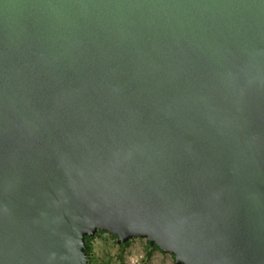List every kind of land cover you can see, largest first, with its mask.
Instances as JSON below:
<instances>
[{"label": "water", "instance_id": "95a60500", "mask_svg": "<svg viewBox=\"0 0 264 264\" xmlns=\"http://www.w3.org/2000/svg\"><path fill=\"white\" fill-rule=\"evenodd\" d=\"M264 264V0H0V264Z\"/></svg>", "mask_w": 264, "mask_h": 264}, {"label": "rangeland", "instance_id": "374dc122", "mask_svg": "<svg viewBox=\"0 0 264 264\" xmlns=\"http://www.w3.org/2000/svg\"><path fill=\"white\" fill-rule=\"evenodd\" d=\"M91 264H175L174 256L150 245L146 238H131L126 244L106 231H97L91 240Z\"/></svg>", "mask_w": 264, "mask_h": 264}, {"label": "trees", "instance_id": "16d2710c", "mask_svg": "<svg viewBox=\"0 0 264 264\" xmlns=\"http://www.w3.org/2000/svg\"><path fill=\"white\" fill-rule=\"evenodd\" d=\"M93 239V237H87L86 241H87V254L89 255L91 250H92V246H91V240ZM127 243V242H126ZM126 243H122V244H126ZM156 247V245H154Z\"/></svg>", "mask_w": 264, "mask_h": 264}]
</instances>
